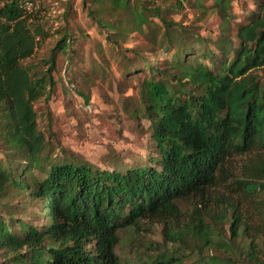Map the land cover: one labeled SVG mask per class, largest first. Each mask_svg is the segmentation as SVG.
<instances>
[{
	"label": "trees",
	"instance_id": "1",
	"mask_svg": "<svg viewBox=\"0 0 264 264\" xmlns=\"http://www.w3.org/2000/svg\"><path fill=\"white\" fill-rule=\"evenodd\" d=\"M184 1L79 0L127 61L123 74L137 79L130 114L146 122V157L106 167L71 151L51 156L33 107L54 91L58 53L69 62L75 52L71 4L42 66L27 62L43 37L23 0L0 5V264H264V1L232 30L236 45L222 32L208 44L206 34L169 18ZM229 3L188 6L204 17L215 12L221 27ZM136 34L139 44L123 47ZM154 46L171 57L151 62L140 49ZM221 204L216 219L204 212ZM224 216L227 229L214 239ZM143 220L163 222V239L176 250L116 253L119 233ZM188 249L194 263L183 261Z\"/></svg>",
	"mask_w": 264,
	"mask_h": 264
},
{
	"label": "rangeland",
	"instance_id": "2",
	"mask_svg": "<svg viewBox=\"0 0 264 264\" xmlns=\"http://www.w3.org/2000/svg\"><path fill=\"white\" fill-rule=\"evenodd\" d=\"M3 1L0 0V5ZM154 1L157 4L172 5L175 0ZM193 1L206 6L211 5L213 0H185L181 8L168 11L169 18L193 27L202 35L206 34L208 44H212V39L222 32L232 37L233 44L236 45L237 39L231 33L232 30L240 23L248 22L252 12L258 13L261 8L259 3L264 0H230L229 19L221 27L215 12L210 11L204 17L199 13L200 8L188 6ZM69 4L70 17L73 18L70 19L69 28L76 36L72 45L75 52L69 62L64 54L58 53L56 57L54 77L58 80L54 91L49 98L42 96L33 104L37 112L38 127L50 143L51 156L71 151L101 167L112 163H138L141 157H146L147 148L144 133L146 122L142 120L138 123L130 114L137 96L138 81L133 76L123 74L127 61L121 59L123 57L118 50L104 37L105 29L88 18L79 0H31L27 13L32 25L38 24L41 27L43 38L27 62L42 66L59 37L58 30L63 27L61 15ZM140 40L141 37L137 34L129 36L123 42V47L138 45ZM144 48L140 49L142 54L157 64L171 57L173 51L166 46H154L155 51ZM78 91L87 95V102H83ZM241 163V159L234 162L235 172H239ZM219 192L225 196H236L223 188ZM192 203L193 201L187 200L183 204L187 217L192 210ZM204 212L209 218L216 219V216L224 213V209L222 204L213 205L205 208ZM249 217L254 224L258 221L254 215ZM25 218L29 219L27 216ZM224 218L225 216L222 220H216V234L227 229V219ZM30 221L38 224L40 219L37 216ZM179 223L183 222L180 220ZM163 226L164 223L160 221L143 220L135 229L121 231L115 247L116 253L124 258L135 259L138 254L155 253V248L159 251L168 246L171 250H176L177 244L164 241L161 233ZM217 236L214 239L219 238ZM184 253L187 256L183 261L194 263L196 253L189 249L184 250Z\"/></svg>",
	"mask_w": 264,
	"mask_h": 264
},
{
	"label": "built area",
	"instance_id": "3",
	"mask_svg": "<svg viewBox=\"0 0 264 264\" xmlns=\"http://www.w3.org/2000/svg\"><path fill=\"white\" fill-rule=\"evenodd\" d=\"M22 6L28 9L31 6V0H23Z\"/></svg>",
	"mask_w": 264,
	"mask_h": 264
}]
</instances>
